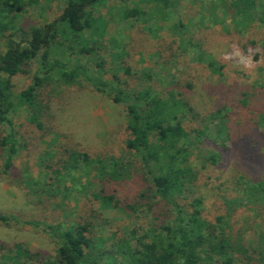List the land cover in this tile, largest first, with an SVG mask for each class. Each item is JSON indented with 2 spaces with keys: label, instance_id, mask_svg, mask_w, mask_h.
<instances>
[{
  "label": "rangeland",
  "instance_id": "obj_1",
  "mask_svg": "<svg viewBox=\"0 0 264 264\" xmlns=\"http://www.w3.org/2000/svg\"><path fill=\"white\" fill-rule=\"evenodd\" d=\"M173 1L174 8L161 11L150 0H104L94 11L92 30L78 36L59 32L51 51L59 60L78 62L95 74L100 65V75L124 92L149 90L180 105L176 118L188 135L180 144L186 143L193 154L190 163L198 170L204 214L214 222L229 211L237 183L264 179V130L258 124L264 117V27L253 25L240 33L229 18L222 28L212 24L216 18L211 11L205 13L208 18L201 14V0ZM25 3L14 24L25 32L53 22L65 6V0ZM132 10L141 15L125 18ZM214 13L222 17L220 11ZM11 32L0 33V52L5 51L4 35ZM19 37L21 33L16 35ZM199 53L221 65V75L199 62ZM26 67V73L11 79L16 94L31 85L36 60ZM46 84L39 99L43 106L37 114L40 126L19 103L9 115L11 125L0 124V214L11 218L7 226L0 225V264L52 260L58 241L47 227L65 229L83 223L89 224L88 237L94 246L90 255H96L97 264H117L119 246L130 243L134 247V238L141 237L151 223L146 207L135 203L145 181L139 161L125 147L126 106L81 79L71 86L57 81ZM44 101L50 102V109ZM235 111L240 116L229 129V115ZM9 134L15 141L13 156L10 144L3 143ZM61 146L124 164L129 174L114 185L119 208L100 209L88 200L76 203L60 197L50 201L43 190L33 194L23 184L24 179L45 169L40 159L53 164L57 157L49 155ZM211 156L216 157L215 164ZM88 193L80 198L87 199ZM127 205L134 208L129 210ZM229 226V234L241 241L252 264H264V254L260 255L264 250V206L240 208L231 215ZM23 250L26 257L20 252Z\"/></svg>",
  "mask_w": 264,
  "mask_h": 264
},
{
  "label": "trees",
  "instance_id": "obj_2",
  "mask_svg": "<svg viewBox=\"0 0 264 264\" xmlns=\"http://www.w3.org/2000/svg\"><path fill=\"white\" fill-rule=\"evenodd\" d=\"M150 1L161 6V11L175 6L173 0ZM201 1V14L205 18V13L211 11L209 14L216 18L213 20L209 16L214 25L221 24L225 28L222 22L230 18L231 26L240 33L247 32L253 25L264 27V0ZM102 2L104 0H65L64 9L56 20L25 32L14 28L16 19L25 9V0H0V33L12 29L9 35H4L5 51L0 52V124L11 125L9 115L19 103L32 112L31 121L40 126L37 114L42 112L43 106L39 99L43 97L48 81L68 86L79 79L89 83L97 92L111 96L113 102L126 106L128 138L125 147L139 161L145 181V188L135 203L145 206L151 218L144 234L134 238V247L130 243L124 248L119 246L120 261L117 264H252L250 257L245 256L241 241L233 240L229 234V221L240 208L264 206V179L237 183V193L228 204L229 211L210 222L204 214L205 203L197 187L198 170L190 163L193 154L187 151L186 143L180 144L188 136L176 118L180 105L151 94L149 90L137 94L124 92L100 75V65L95 74L78 62L61 61L52 54L51 45L59 32L78 36L92 30L96 22L94 11ZM215 11H220L222 17L218 18ZM140 15L138 10H132L124 17ZM18 33H21L20 39L16 38ZM81 51L90 52L88 49ZM33 60H36L37 68L32 83L16 94L11 79L26 73V66ZM197 60L205 63L212 73L221 75L222 66L204 53H199ZM44 102L50 109V102ZM239 116L237 111L229 115V129ZM258 124L264 130V117ZM3 143L10 144L13 156L16 152L13 136L9 134ZM49 157L57 159L53 164H46L48 159H40L45 163V169L37 176L23 180L33 194L43 190L50 201L60 197L76 203L88 200L91 206L97 205L100 209L119 208L114 185L129 174L124 164L117 160L91 158L84 151L64 146L59 147V151L53 150ZM211 161L215 164L216 157L211 156ZM9 163L7 161L5 166ZM200 168L203 169L204 164ZM85 192L87 199L80 198ZM133 206L127 205V209H133ZM10 221L9 216L0 214V225L7 226ZM29 224L38 226L34 222ZM46 231L58 241L56 256L37 264H97L96 255H90L94 246L88 237L89 224L65 229L59 225L48 226ZM20 252L27 256L26 251ZM263 254L264 250L260 255Z\"/></svg>",
  "mask_w": 264,
  "mask_h": 264
}]
</instances>
